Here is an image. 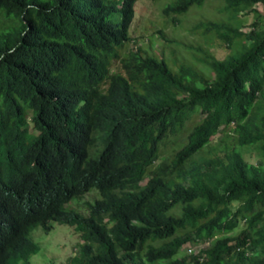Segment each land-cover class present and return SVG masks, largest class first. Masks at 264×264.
Returning a JSON list of instances; mask_svg holds the SVG:
<instances>
[{"label": "trees", "instance_id": "trees-1", "mask_svg": "<svg viewBox=\"0 0 264 264\" xmlns=\"http://www.w3.org/2000/svg\"><path fill=\"white\" fill-rule=\"evenodd\" d=\"M137 1L0 0V264H32L31 232L55 225L81 238L65 264H264V166L242 152L264 160V0H221L234 17L257 15L248 31L199 26L235 47L207 55L212 75L125 53ZM206 1L176 0L164 14ZM222 132L232 145L206 157ZM93 191L86 211L70 206Z\"/></svg>", "mask_w": 264, "mask_h": 264}, {"label": "rangeland", "instance_id": "rangeland-1", "mask_svg": "<svg viewBox=\"0 0 264 264\" xmlns=\"http://www.w3.org/2000/svg\"><path fill=\"white\" fill-rule=\"evenodd\" d=\"M176 0H138L136 3V17L130 29L131 42L126 46V52L131 50L137 51L141 49L144 53L164 59L174 70H179L182 66H190L207 75H212L207 70L205 58L207 55L216 56L219 59H225L232 54L235 49H225L221 47V43L215 34L206 33L201 24L209 22H229L233 26H242L248 31L253 27V22L257 15L249 13L234 17L226 9V4L221 0H208L201 6H193L190 10L178 16L174 20L175 15L166 16L164 9L175 3ZM262 12V6H255ZM261 26L264 28V16L258 18ZM4 27V26H0ZM199 113L194 114L191 119L185 122L186 131H179L169 136L162 147L159 157L160 161L173 158L175 152L187 141L189 131L193 126L201 120ZM35 133L28 129L23 133V140L28 142L33 139ZM225 143L232 145V136L226 137L225 133H219L212 138V143L205 148L204 154L210 157L209 151L222 152ZM245 158L250 163H262L264 160L252 146L242 149ZM99 198V193L93 191L79 199H76L70 206L76 210L86 211L85 205L94 202ZM237 232V231H236ZM235 232V233H236ZM31 238L39 244L41 251L32 257V264H65L68 258L75 256L81 238L76 234L75 230L67 225H55L53 230L45 232L43 228H35L31 232ZM186 245L182 249L183 254H188ZM206 245V247H208ZM200 247H195L194 251L199 252Z\"/></svg>", "mask_w": 264, "mask_h": 264}, {"label": "clouds", "instance_id": "clouds-1", "mask_svg": "<svg viewBox=\"0 0 264 264\" xmlns=\"http://www.w3.org/2000/svg\"><path fill=\"white\" fill-rule=\"evenodd\" d=\"M28 129H31L35 134H36V132L34 131V129H33V127H32V125H30L28 128H26L25 130H28ZM34 138H35V136H34ZM33 138V139H34ZM40 228V227H39ZM34 241V240H33ZM35 242V241H34ZM209 243H207V244H205L204 246H189L188 247V249H187V251H188V254H198L201 250H204V249H206V248H208V247H206V245H208ZM195 247H200V250H199V252H195V251H193V252H189V250L191 249V248H195Z\"/></svg>", "mask_w": 264, "mask_h": 264}, {"label": "built area", "instance_id": "built-area-1", "mask_svg": "<svg viewBox=\"0 0 264 264\" xmlns=\"http://www.w3.org/2000/svg\"><path fill=\"white\" fill-rule=\"evenodd\" d=\"M194 251V248H191L190 250H189V252H193Z\"/></svg>", "mask_w": 264, "mask_h": 264}]
</instances>
